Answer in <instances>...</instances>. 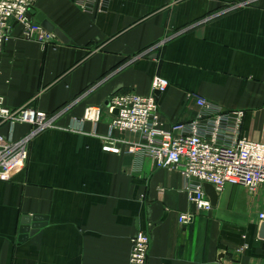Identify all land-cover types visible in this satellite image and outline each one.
<instances>
[{
    "label": "crops",
    "instance_id": "0c3cea01",
    "mask_svg": "<svg viewBox=\"0 0 264 264\" xmlns=\"http://www.w3.org/2000/svg\"><path fill=\"white\" fill-rule=\"evenodd\" d=\"M37 13L67 42L29 39L13 25L0 96L10 109L57 117L33 138L24 170L0 178V264H128L138 231L150 238L147 264H264V185H227L199 211L178 170L101 150L108 100L150 95L154 76L168 82L158 95L165 125L193 121L200 97L242 111V136L264 143V0H38ZM88 106L105 110L96 125L79 121ZM29 130L0 123V144ZM35 216L45 225L21 239V219Z\"/></svg>",
    "mask_w": 264,
    "mask_h": 264
},
{
    "label": "built area",
    "instance_id": "2783aa9c",
    "mask_svg": "<svg viewBox=\"0 0 264 264\" xmlns=\"http://www.w3.org/2000/svg\"><path fill=\"white\" fill-rule=\"evenodd\" d=\"M37 1L0 0V52L13 25L20 26L26 38L42 43L56 41V37L44 31L33 18L32 10ZM167 88V80L154 76L148 96L131 91L113 95L105 108L109 122L101 150L114 155L125 152L135 162L150 159L156 169L178 170L188 201L199 211L212 209L204 184L211 185L217 194L227 185L242 186L253 193L264 185V143L242 136L243 112L224 111L196 97L199 107L196 118L167 126L161 120L155 95V92L163 94ZM105 110L88 106L79 121L96 125ZM56 117L57 114L49 115L30 105L10 109L0 96V123L30 127L21 139L0 144V178L11 179L24 170L33 138L53 127ZM124 133L136 135L138 140L128 141L118 136ZM191 218L190 214H182L178 221L187 224ZM258 222L264 224V212L258 214ZM149 247V235L138 231L130 240L128 264H147Z\"/></svg>",
    "mask_w": 264,
    "mask_h": 264
},
{
    "label": "water",
    "instance_id": "95a60500",
    "mask_svg": "<svg viewBox=\"0 0 264 264\" xmlns=\"http://www.w3.org/2000/svg\"><path fill=\"white\" fill-rule=\"evenodd\" d=\"M34 20L39 23L40 27L48 32L52 33L58 40H60L63 43L67 42V39L64 37V35L49 23L45 17L41 13H37L34 17ZM155 95L158 96L159 94L155 92ZM108 103L106 104V107H108ZM117 111L113 112V115H116ZM204 192L206 196L208 197L211 206H215L217 203L218 195L215 192L214 188L209 185V184H204L203 185ZM46 219L43 217H23L21 219V226H20V234H21V239L26 238L29 235L34 234L39 228L45 225ZM259 236L264 239V224L260 225L259 228Z\"/></svg>",
    "mask_w": 264,
    "mask_h": 264
}]
</instances>
